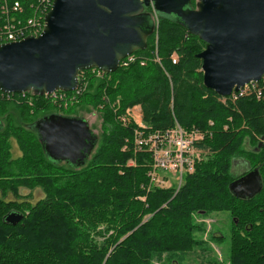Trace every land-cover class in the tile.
I'll list each match as a JSON object with an SVG mask.
<instances>
[{"label":"trees","instance_id":"16d2710c","mask_svg":"<svg viewBox=\"0 0 264 264\" xmlns=\"http://www.w3.org/2000/svg\"><path fill=\"white\" fill-rule=\"evenodd\" d=\"M156 18V44L152 32L135 61L101 78L85 70L87 89L66 109L100 111L103 133L82 166L55 162L42 149L34 123L53 103L31 91L0 92V264H152L161 256L181 264L204 244L195 215L214 212L231 220L227 264H264V92L232 101L207 89L196 56L204 42L171 16ZM135 104L146 129L177 122L204 133L196 145L202 156L175 193L146 189L148 155L133 150L135 124L118 118ZM237 158L261 176L260 192L249 199L229 191ZM20 188H40L43 196L31 204ZM10 211L22 215L14 225L4 221Z\"/></svg>","mask_w":264,"mask_h":264},{"label":"water","instance_id":"95a60500","mask_svg":"<svg viewBox=\"0 0 264 264\" xmlns=\"http://www.w3.org/2000/svg\"><path fill=\"white\" fill-rule=\"evenodd\" d=\"M53 0L36 36L0 44V92L36 95L77 87L79 71L118 69L120 59L146 47L157 16H171L204 42L202 83L220 97L264 76V0ZM2 123L0 121V127ZM45 154L82 166L97 143L83 117L47 113L34 123ZM261 142L258 143V148ZM256 148V149H258ZM233 196L249 199L262 187L258 168L232 180ZM22 215L6 214L16 224Z\"/></svg>","mask_w":264,"mask_h":264},{"label":"built area","instance_id":"2783aa9c","mask_svg":"<svg viewBox=\"0 0 264 264\" xmlns=\"http://www.w3.org/2000/svg\"><path fill=\"white\" fill-rule=\"evenodd\" d=\"M52 2L53 0H0V44L20 41L28 36H38L44 29V17ZM153 32L155 35V28ZM154 37L156 44L157 35ZM136 58L131 53L120 59L119 66H127ZM156 60H158L157 57ZM171 62H176L175 56L171 57ZM140 64H144V61L140 60ZM89 71L98 78L106 73L98 68H90ZM77 79V87L71 91L55 90L42 95L58 110L66 109L69 105L76 103L77 98L87 89L88 80L85 70L78 72ZM263 92L264 76L259 81L245 84L238 91H233L226 97L232 101L248 95L260 98ZM134 107L126 108L118 115V118L124 125L135 124L133 150L134 152H145L148 155L149 183L160 188L178 189L183 182L184 175L191 173L195 163L200 159L202 150L196 145L204 133L198 129H184L177 123L164 130L146 129L147 126L143 122L139 108ZM172 177H174L173 181Z\"/></svg>","mask_w":264,"mask_h":264},{"label":"rangeland","instance_id":"374dc122","mask_svg":"<svg viewBox=\"0 0 264 264\" xmlns=\"http://www.w3.org/2000/svg\"><path fill=\"white\" fill-rule=\"evenodd\" d=\"M156 19L157 18H155L156 21L155 35L157 34ZM133 106H135L136 109L137 107L140 108L138 104H135ZM133 106H129L127 108H132ZM53 112L63 115L83 117L87 121L89 128L97 136V143L92 153L95 151V149L99 144L100 137L103 133L100 111H97L96 109L90 106L86 108H75L73 109V111L72 110L68 111V109L58 110L57 108H55ZM176 123L177 122H175V124ZM11 151H12V156L14 157L20 155V151L15 145V143H12ZM201 156L202 154L200 155V158ZM126 164L127 166H135V161L128 160ZM251 168L252 167L250 163L246 161L243 162L242 160L237 158L236 160H234L230 170L233 176H241L243 175L244 172L250 170ZM171 180L173 181L174 177H172ZM151 188H160V187L154 186L153 184L149 183V179H148V184L146 189L148 190ZM178 189L176 190L172 189V190L175 193L177 192ZM42 196H43V192L40 188H34L32 190L26 188H20V199H26L31 204L36 202ZM6 198L13 199V195L8 194ZM138 198L140 200H144L145 196H139ZM195 221L199 223L203 228L201 232H196L195 236L200 238L204 244L196 247L193 250V252L186 254L181 264H208V261L210 262L216 261L214 262V264H227V259L229 254V236H230V222H231L228 212H214L205 216L195 215ZM212 235L220 236V238L218 239L212 238ZM152 264H170V262L166 260L165 256H161L160 259L154 258L152 260Z\"/></svg>","mask_w":264,"mask_h":264}]
</instances>
